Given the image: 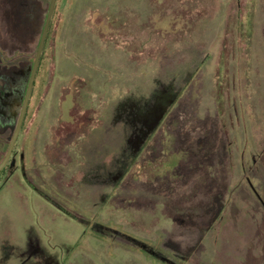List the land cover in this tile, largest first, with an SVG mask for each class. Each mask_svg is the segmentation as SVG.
I'll return each instance as SVG.
<instances>
[{"label":"rangeland","instance_id":"rangeland-1","mask_svg":"<svg viewBox=\"0 0 264 264\" xmlns=\"http://www.w3.org/2000/svg\"><path fill=\"white\" fill-rule=\"evenodd\" d=\"M48 4L0 0V160ZM53 14L0 171V264H264V0Z\"/></svg>","mask_w":264,"mask_h":264},{"label":"water","instance_id":"water-1","mask_svg":"<svg viewBox=\"0 0 264 264\" xmlns=\"http://www.w3.org/2000/svg\"><path fill=\"white\" fill-rule=\"evenodd\" d=\"M56 4V0H49V4H48V10L45 16V20H44V24L42 27V31L40 34V38L37 44V48L35 51V55L33 58V62L31 65V70L29 73V77H28V81H27V85L24 91V95H23V99H22V103L20 106V111L18 114V118L15 124V127L13 129L10 141L8 143L7 149L5 151L4 156L2 157V159L0 160V171L5 167V165L8 163L10 156L12 154L13 148L15 146L16 140L18 138L20 129L22 127L23 121H24V117H25V113L28 107V103H29V99H30V95L32 92V88L34 85V81H35V77H36V73H37V69H38V65H39V61H40V57L44 48V44H45V40L47 37V33H48V29H49V25H50V21L52 18V14H53V10Z\"/></svg>","mask_w":264,"mask_h":264},{"label":"trees","instance_id":"trees-1","mask_svg":"<svg viewBox=\"0 0 264 264\" xmlns=\"http://www.w3.org/2000/svg\"><path fill=\"white\" fill-rule=\"evenodd\" d=\"M53 17H54V14H53ZM53 17H52V20L50 21V25H49V29H48V33H47V37H46V41H47V38H48L49 33H50V31H51V27H52V24H53ZM46 41H45V45H44V48H43V51H42V54H41V57H40V61H39V65H38V69H37V73H36V77H37V74H38L39 69H40V64H41L42 55H43V53H44V49H45V46H46ZM35 79H36V78H35ZM34 86H35V81H34V85H33V88H32V89H34ZM32 91H33V90H32ZM31 95H32V93H31ZM30 97H31V96H30ZM174 104H175V102L172 103V104L170 105L169 108H172ZM169 108H168V109H169ZM167 111H168V110H167ZM25 115H26V114H25ZM165 115H166V113H165ZM25 118H26V116L24 117V120H25ZM163 118H164V117H163ZM23 123H24V121H23Z\"/></svg>","mask_w":264,"mask_h":264}]
</instances>
